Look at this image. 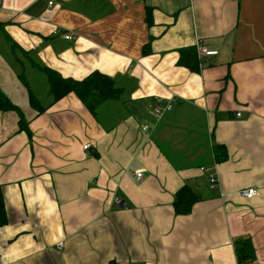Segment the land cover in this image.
Listing matches in <instances>:
<instances>
[{
    "label": "crops",
    "instance_id": "crops-1",
    "mask_svg": "<svg viewBox=\"0 0 264 264\" xmlns=\"http://www.w3.org/2000/svg\"><path fill=\"white\" fill-rule=\"evenodd\" d=\"M195 46L198 71L178 63ZM35 63L121 98L54 101ZM0 88L28 123L0 110V264H238L239 237L264 264V0H0ZM185 184L201 199L178 215Z\"/></svg>",
    "mask_w": 264,
    "mask_h": 264
},
{
    "label": "trees",
    "instance_id": "trees-1",
    "mask_svg": "<svg viewBox=\"0 0 264 264\" xmlns=\"http://www.w3.org/2000/svg\"><path fill=\"white\" fill-rule=\"evenodd\" d=\"M13 47L18 45L12 42ZM181 56L178 61L180 65L198 71L200 65L199 53L197 46L188 47L180 51ZM34 66L39 68L47 75L50 94L53 95L54 101H58L69 93H75L83 104L93 113L97 114L99 107L110 100L121 98L122 88L116 85L115 80L100 71H94L82 80L65 78L58 71L35 63ZM22 76V75H21ZM23 78V77H22ZM27 84V82H26ZM31 105L38 112H43L47 107L43 106L40 101L30 90ZM0 110H15L20 115L21 129H27L28 123L23 116L21 108L15 105L10 98L0 88ZM216 160H224L227 156V150L224 145H216ZM201 199L200 194L189 184L183 185L176 193L174 200V209L178 215H187L192 212L194 205ZM7 214L4 203L2 190L0 187V224L7 222ZM234 247L237 255L238 264H249L255 260V248L250 237H239L234 241ZM109 264H118L111 261Z\"/></svg>",
    "mask_w": 264,
    "mask_h": 264
},
{
    "label": "built area",
    "instance_id": "built-area-1",
    "mask_svg": "<svg viewBox=\"0 0 264 264\" xmlns=\"http://www.w3.org/2000/svg\"><path fill=\"white\" fill-rule=\"evenodd\" d=\"M50 4H53V1H50L49 2ZM63 37L67 40H71L74 38V34L68 32V33H63ZM198 48V53L199 54H208L209 51L203 47V46H199L197 47ZM163 101H158V103L156 104L155 108H154V114L157 116V117H161L162 114L165 112V111H168V110H171L173 105L171 102H168L166 103L164 106L162 105ZM241 115V113H238V116ZM145 131H147V127L145 126L143 128ZM89 147V144H86L84 145V148L87 149ZM137 177L140 179L143 177V173L142 172H138L137 173ZM209 180H210V183H211V188H215L216 185H217V182H218V179H217V176L214 172H211L209 174ZM241 194L244 196V197H247V198H252L254 197L256 194H257V189L255 187H249V188H246V189H242L241 191ZM64 243L60 242L59 243V246H63Z\"/></svg>",
    "mask_w": 264,
    "mask_h": 264
},
{
    "label": "rangeland",
    "instance_id": "rangeland-1",
    "mask_svg": "<svg viewBox=\"0 0 264 264\" xmlns=\"http://www.w3.org/2000/svg\"><path fill=\"white\" fill-rule=\"evenodd\" d=\"M53 2H54V1H53ZM70 33H72V34H73V33H74V31H71ZM75 34H76V33H75ZM74 37H75V35H74Z\"/></svg>",
    "mask_w": 264,
    "mask_h": 264
},
{
    "label": "water",
    "instance_id": "water-1",
    "mask_svg": "<svg viewBox=\"0 0 264 264\" xmlns=\"http://www.w3.org/2000/svg\"><path fill=\"white\" fill-rule=\"evenodd\" d=\"M124 206V203H121V207H123Z\"/></svg>",
    "mask_w": 264,
    "mask_h": 264
}]
</instances>
